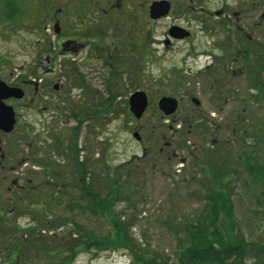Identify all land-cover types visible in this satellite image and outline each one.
I'll use <instances>...</instances> for the list:
<instances>
[{
    "label": "rangeland",
    "instance_id": "1",
    "mask_svg": "<svg viewBox=\"0 0 264 264\" xmlns=\"http://www.w3.org/2000/svg\"><path fill=\"white\" fill-rule=\"evenodd\" d=\"M150 1L0 0V79L10 86L25 81L28 98L39 92L35 107H19L7 142L22 140L15 142L19 156L35 143L64 171L36 179L41 203L28 209L27 201L20 221L31 233L61 222L50 232L58 236L57 264L65 257L68 264H142L124 248L84 247L83 235L106 234L109 223L88 209L77 158L86 187L106 195L109 179L122 180L126 195L121 191L115 204L117 217L157 263L177 264L184 224L202 214L213 187L202 168L206 152H221L213 170L227 160L236 226L255 249L242 264H264L263 188L246 161L251 154L264 164V0H246L250 10L242 21L233 16L241 9L237 0H169V16L154 22L146 13ZM223 9L231 23L215 19ZM244 21L240 34L234 26ZM172 25L191 37L166 44ZM56 79L62 84L54 93ZM137 91L149 102L140 119L129 104ZM163 96L179 102L170 116L158 107ZM116 168L117 176H109ZM6 184L1 177L0 186ZM67 218L72 223L61 221ZM68 244L71 250L62 249Z\"/></svg>",
    "mask_w": 264,
    "mask_h": 264
},
{
    "label": "trees",
    "instance_id": "2",
    "mask_svg": "<svg viewBox=\"0 0 264 264\" xmlns=\"http://www.w3.org/2000/svg\"><path fill=\"white\" fill-rule=\"evenodd\" d=\"M215 149L216 145H211ZM216 154V155H215ZM220 153L206 152L203 169H206L208 179L213 182L208 188V194L204 199V209L202 214L194 221L184 224L186 230L185 238L180 239V252L177 264H242L245 257L255 250L248 243L243 235L239 233L234 217L232 194L226 190L229 182V171L226 169L227 160L224 159V171L213 170L216 163V156L220 157ZM251 155V154H250ZM247 155V170L253 176L255 181L261 183L263 191L261 195L264 197V164L260 163L258 156L251 155L256 164L253 167L251 157ZM80 172H86L82 164L78 163ZM245 162V160H244ZM210 170V172H209ZM119 169L116 168L109 176H117ZM237 173V172H234ZM236 178V177H235ZM122 180L117 176L109 179V191L105 195L102 192L94 190V185L86 187L85 177H81V188L87 192L90 198L88 209L94 216L103 217L108 223V232L106 234H91L89 238L84 240V246L88 250L112 251L124 248L130 251L134 259L142 264H170L169 261L157 263L156 259L145 253L139 242L129 233L127 223L117 217L115 210L116 203L119 198H123ZM129 196V195H127ZM56 201V198H54ZM259 202V200H258ZM70 210H74L75 206L71 202L67 205ZM82 210V206H79ZM259 212V210H258ZM61 224L57 222L56 225ZM77 228V226H76ZM82 233V232H81ZM84 236V235H83ZM97 237V238H96ZM78 249L73 248V252ZM256 252V251H255ZM258 254V253H256ZM149 255V257H147ZM68 257L62 258V264H68Z\"/></svg>",
    "mask_w": 264,
    "mask_h": 264
},
{
    "label": "flooded vegetation",
    "instance_id": "3",
    "mask_svg": "<svg viewBox=\"0 0 264 264\" xmlns=\"http://www.w3.org/2000/svg\"><path fill=\"white\" fill-rule=\"evenodd\" d=\"M159 1H167L170 10L167 15L154 19L151 16V7L154 2ZM237 2L241 9L240 11L234 12L233 16H235L237 20H247L248 18L245 14L250 10L248 5L249 1L246 3V0H237ZM173 7L174 2L169 0H151L147 3L146 13H148L150 20L154 22L168 17ZM210 14L211 13H209V15ZM216 18L224 19L227 23H231L232 21L225 9L217 11L215 13V19ZM55 24V32L60 33L59 24H57V22ZM245 25L248 26V23L244 21L242 25H235L234 29L236 32L242 34L240 31H242ZM173 27H179L181 30L188 31L189 35L181 39L175 38L170 33ZM244 34L250 38L246 31ZM191 35L192 33L185 27L172 25L168 28L165 43L170 44L172 40H186L190 38ZM229 37L233 40L234 36L232 32L229 33ZM61 43L63 42L61 41ZM64 46H67V43H64ZM61 84L62 81L60 79L55 80L53 84L54 93L61 91ZM35 85L36 88L39 87V84ZM11 87L22 88L24 90V96L22 98L10 97L4 99V103L14 110L15 125L11 131L0 128V178L2 177L3 182L7 181L6 185L0 186V193L2 194L0 196V264H41V262L42 264H57L58 244L56 242L58 236L50 233L55 229L56 223L51 222L53 224H49V227L43 229L41 233H31V230H26V226L22 225L20 219L28 203L27 201L30 202L28 203V209H32L30 206L31 204H35L34 207H36V205L38 206L41 203L40 200L43 197L42 187L36 179L41 176L43 178H56L58 175L63 174L64 171L59 170L58 166L56 167L45 154L41 153L39 150L40 148L36 147L35 143H32L30 149L27 150L29 154L24 153V155L19 156L20 151L17 147L21 145H16L15 142L22 143V140H15L11 144L7 142L9 136L15 134V128H17L16 126L19 121V107L28 109L35 107L38 97L36 93H39L35 90L34 97L28 98L25 91L27 88L25 81L22 86L18 85ZM48 93L50 92H47L45 96L53 98V96ZM81 177L86 178L87 172H82ZM42 182L49 187L53 185L45 181ZM53 198H55V196H52V199ZM71 204L73 203L71 202ZM61 221L66 224L72 223V220L68 218L64 220L61 219ZM42 232L44 234H42ZM72 237L73 235H67V241L69 243L73 241ZM85 238L86 236H82V241L86 240ZM67 247L71 250L72 244H68V246L66 245L62 249L66 250Z\"/></svg>",
    "mask_w": 264,
    "mask_h": 264
},
{
    "label": "water",
    "instance_id": "4",
    "mask_svg": "<svg viewBox=\"0 0 264 264\" xmlns=\"http://www.w3.org/2000/svg\"><path fill=\"white\" fill-rule=\"evenodd\" d=\"M170 10L169 3L167 1L154 2L151 7V16L154 19H158L168 14ZM171 35L175 38H185L189 35L188 31L179 29V27H173L170 31ZM24 96V90L19 87H11L7 85L2 79H0V128L7 131L13 130L15 125V114L12 107L4 103V99L15 97L22 98ZM198 105L199 102L196 98L193 99ZM130 110L133 115L140 119L149 106L148 97L143 91H137L129 98ZM179 106L177 99L173 97L163 96L158 101V107L165 116L174 114ZM136 139L140 140L141 136L138 132L133 135Z\"/></svg>",
    "mask_w": 264,
    "mask_h": 264
}]
</instances>
